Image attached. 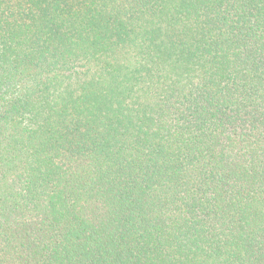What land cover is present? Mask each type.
I'll return each instance as SVG.
<instances>
[{"label": "trees", "instance_id": "16d2710c", "mask_svg": "<svg viewBox=\"0 0 264 264\" xmlns=\"http://www.w3.org/2000/svg\"><path fill=\"white\" fill-rule=\"evenodd\" d=\"M0 264H264V0H0Z\"/></svg>", "mask_w": 264, "mask_h": 264}]
</instances>
